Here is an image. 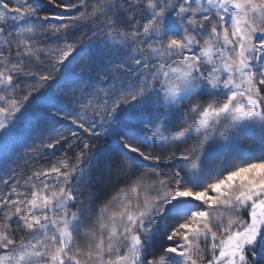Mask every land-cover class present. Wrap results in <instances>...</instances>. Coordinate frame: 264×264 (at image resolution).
Segmentation results:
<instances>
[{
    "label": "snow or ice",
    "instance_id": "obj_1",
    "mask_svg": "<svg viewBox=\"0 0 264 264\" xmlns=\"http://www.w3.org/2000/svg\"><path fill=\"white\" fill-rule=\"evenodd\" d=\"M0 264H264V0H0Z\"/></svg>",
    "mask_w": 264,
    "mask_h": 264
},
{
    "label": "rangeland",
    "instance_id": "obj_2",
    "mask_svg": "<svg viewBox=\"0 0 264 264\" xmlns=\"http://www.w3.org/2000/svg\"><path fill=\"white\" fill-rule=\"evenodd\" d=\"M249 141L245 140L244 143L247 144Z\"/></svg>",
    "mask_w": 264,
    "mask_h": 264
}]
</instances>
